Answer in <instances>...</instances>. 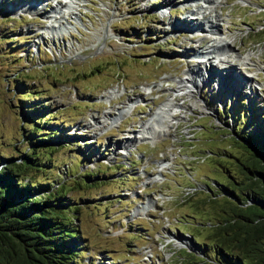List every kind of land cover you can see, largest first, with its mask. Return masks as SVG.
<instances>
[{
    "label": "rangeland",
    "instance_id": "rangeland-1",
    "mask_svg": "<svg viewBox=\"0 0 264 264\" xmlns=\"http://www.w3.org/2000/svg\"><path fill=\"white\" fill-rule=\"evenodd\" d=\"M28 1L0 0V155L17 156L27 145L23 133L31 120L24 117L56 113L49 124L58 148L53 162L30 176L56 187L63 180L64 197L79 206L85 250L76 264H189L196 258L181 254L195 251L193 238L213 241L210 224H201L231 207L221 186L242 175L237 163L244 152L224 92L213 90L224 81L204 82L195 97L176 96L174 89L197 66L216 77L227 73L243 101L236 105V130L246 124L240 109L263 124L264 0H218L219 33L231 38L225 52L231 62L211 58L215 68L198 64L197 52L209 42L201 38L210 33L176 30L191 16L192 5L181 0H75L57 9L63 14L58 23V12L50 10L55 0L20 11ZM239 54L250 59L247 65L234 57ZM146 86L152 93L142 94ZM21 87L42 94L23 103L28 92ZM169 97L185 108L164 133L139 139L141 124L151 127L156 118L144 120ZM196 100L207 109L194 106ZM40 104L46 107L24 111ZM219 104L226 106L223 114ZM87 171L99 175L94 184L72 180ZM207 254L215 257L211 249Z\"/></svg>",
    "mask_w": 264,
    "mask_h": 264
},
{
    "label": "trees",
    "instance_id": "trees-1",
    "mask_svg": "<svg viewBox=\"0 0 264 264\" xmlns=\"http://www.w3.org/2000/svg\"><path fill=\"white\" fill-rule=\"evenodd\" d=\"M141 39L144 38L140 37L139 41ZM24 89L28 93L27 97L23 95V103L28 97L35 99L42 94L21 87ZM238 101L229 103V114L233 133L243 144H237L244 152L237 163L242 175L237 178L233 174L229 186H221L231 198V207L219 209L221 217L207 219L201 224H210L213 232L208 235L213 241L193 238L192 247L201 258H197L195 251L188 253L185 249L187 253L181 254V258L188 254L196 258L189 264H264V123L256 125L254 113L240 109V116L246 115V124L241 133L237 131L235 110L240 107L236 105L243 103ZM40 106L34 105L24 111L29 113L34 107L39 108L37 110L46 107ZM219 112L223 114L226 110L221 108ZM55 114L24 117V122L31 120L23 133L27 145L17 156L0 155V264H76L85 250L76 224L79 206L64 197L69 190L64 188L65 182L60 180L56 187L48 179L30 176L33 171H44L47 164L53 162V152L58 148L51 145L56 132L49 124ZM43 123L49 128L44 129ZM77 173L76 170L74 178ZM94 173L83 172L80 174L83 179L72 180L90 186L99 176ZM210 249L215 257L207 254Z\"/></svg>",
    "mask_w": 264,
    "mask_h": 264
},
{
    "label": "bare ground",
    "instance_id": "bare-ground-1",
    "mask_svg": "<svg viewBox=\"0 0 264 264\" xmlns=\"http://www.w3.org/2000/svg\"><path fill=\"white\" fill-rule=\"evenodd\" d=\"M48 1L49 0H46V1H44V0H30L27 3L22 4V6H19L20 8H18V9H21L20 11H22V10L26 11L25 9H27V11H36L39 8V6H41L42 4L45 3L44 5H48ZM75 2H76L75 0H62V1H57L56 4H54V5L53 4L50 5L51 11H53L55 13L58 12V14L56 13L57 16L56 15L54 16V19L57 23H58V21L61 20V16L63 15L62 12L61 11L59 12L57 9L58 8L60 9L62 7L65 8L66 5L68 7H71L72 4H74ZM181 2L183 4L192 5L191 11H190L191 16L189 17L188 20L185 21L186 24H188V25H185V24L181 25V23L179 22L178 26H181V27L177 28L176 30L181 31V32L198 31V32H203V33H210V35H211V36H209V38L212 39V41H210V39L208 38L207 35L202 36V38H201V41H209V42H206L205 47L197 52V54L201 55V59H199L198 64L199 65L201 64L202 66L205 67V65L208 63V66L210 68H212V67L215 68L213 66V64L211 63L212 65H210L209 62H210L211 58L214 59L216 57L218 58L219 62H221V63L231 62V61H229V59H226V57H228V55H225V52L230 50L229 44H230L231 38H228V36H226L224 33H221L222 35L219 33V22L222 21V18H221L222 14L220 13L222 8L221 7L219 8L220 1H218V0H181ZM70 14L71 13L68 11L67 15L69 16ZM48 17L50 18L52 16H48ZM65 17L67 18V16H65ZM53 23H51V24H53ZM189 23L194 24L195 26L193 28H187V27L191 26V24H189ZM53 25H54V29H56V26L59 28L58 24H53ZM217 38H218V42H215ZM185 53L189 54L190 52L186 51ZM212 54H214L215 56H212ZM234 57L240 58L242 63H244L246 65L248 64L246 62V60H250L248 57H244L240 54L235 55ZM195 66H197V65H195ZM230 66H231V64L228 65V67H230ZM198 67L199 66L195 67V69H192L188 73L186 72V75L183 78L182 77L178 78V80H177L178 87H177V89L176 88L174 89V93L176 94V96L179 95V92L181 93L182 91H184L183 93L184 94L187 93L188 97H193V95L195 97V94H197L198 88L201 87V85L204 82L205 83H210V82L213 83V81H214L217 84V82L223 83V81H224L227 84V80L229 79V76L227 73H226V75L216 77L215 75H213L214 72L210 73V72H208L204 69H201L200 67L198 68ZM232 67L234 69L236 68L234 65ZM224 68H226V67L224 66ZM216 78L218 81H216ZM247 78H249V76H247V75H244L242 77V79L245 81V86L249 84L248 83L249 80ZM224 79H226V81ZM246 80H248V81L246 82ZM237 84H238V82H237ZM227 85H229V84H227ZM150 87H152V86H146L147 91L143 92L142 94L149 93V91H151V89H152ZM199 102L200 101L196 100V103H198V104H193V105L199 106L202 110L207 109L206 106H204L201 103H200L201 104V106H200ZM133 106L134 105L127 108V111L132 110ZM182 108H185V107H182L181 105L177 104L176 99L174 97H169L167 99V101L160 104L155 109L154 112H151V115L149 116V118L144 120V122L145 121L148 122L152 118V116H154L156 119H153L151 121V124H152L151 127L149 126L150 124L148 125L147 123L141 124V137L139 139L143 138L145 140H153V139H155V137L158 136L159 133H164L175 122V119H177L176 114ZM157 117H158V119H157ZM162 122H163V124H161ZM127 139H129V138H127ZM143 139H141V140H143Z\"/></svg>",
    "mask_w": 264,
    "mask_h": 264
},
{
    "label": "built area",
    "instance_id": "built-area-1",
    "mask_svg": "<svg viewBox=\"0 0 264 264\" xmlns=\"http://www.w3.org/2000/svg\"><path fill=\"white\" fill-rule=\"evenodd\" d=\"M139 42V41H138Z\"/></svg>",
    "mask_w": 264,
    "mask_h": 264
}]
</instances>
